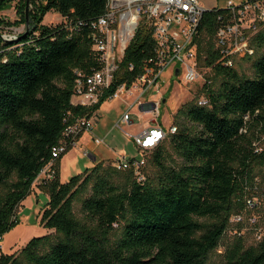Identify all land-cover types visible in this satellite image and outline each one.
<instances>
[{"label":"trees","instance_id":"obj_1","mask_svg":"<svg viewBox=\"0 0 264 264\" xmlns=\"http://www.w3.org/2000/svg\"><path fill=\"white\" fill-rule=\"evenodd\" d=\"M10 1H1L0 11ZM106 4L29 0L28 29L10 41L0 33V240L19 223L16 210L64 129L77 117L89 118L120 84L131 85L153 54L151 31L141 24L99 103H71L76 72L86 76L99 68L88 24ZM24 8L22 0L15 24L25 23ZM49 11L64 21L42 24ZM225 14L224 9L205 11L195 37L198 65L213 72L214 80H205L200 90L208 103L199 106L196 100L174 113L176 132L152 149L153 173L144 177L140 167L143 179L138 180L131 164L118 170L100 161L60 182L59 161L68 148L54 159L55 177L38 185L48 194L40 214L48 232L12 254L1 253L0 264H206L229 226L228 217L242 210L245 183L264 166V153L253 154L249 137L238 132L244 114L259 109L264 117V25L245 57L253 60L250 78L235 65L216 63L214 36L218 17ZM10 24L0 17V29ZM170 152L176 159L168 162ZM223 260L264 264V239L245 248L236 237L225 245Z\"/></svg>","mask_w":264,"mask_h":264},{"label":"built area","instance_id":"obj_2","mask_svg":"<svg viewBox=\"0 0 264 264\" xmlns=\"http://www.w3.org/2000/svg\"><path fill=\"white\" fill-rule=\"evenodd\" d=\"M212 9L217 10L215 7ZM223 9L226 14L218 17L221 24L214 36L215 47L219 53L216 63L231 67L235 63V58H245L252 53L251 40L264 25V0H227ZM207 10L209 9L202 5L200 0H107L104 13L88 24L91 50L99 68L86 76L76 72L71 103L84 107L99 103L109 88L128 44L142 24L151 31L154 39L153 54L143 61L141 73L132 84L129 86L120 84L108 99L135 96L137 103H141V99H148L150 103L155 104L149 112L153 117H157L162 93H159V100L150 99L149 93L157 91L159 79L166 70L175 74V70L178 69L181 82L185 85L202 79L197 63L195 37L203 13ZM60 21H64V18L61 17ZM17 35L1 34V38L10 41L15 40ZM178 62L180 67L176 68ZM196 103L199 106H206L208 101L205 96H199ZM153 111H156V115ZM121 123H130L128 111L123 113L115 126L120 127ZM92 129L93 122L88 117H77L68 125L59 143L51 148V160L40 169L34 182L40 185L52 180L56 175L54 159L68 148L74 147L78 138L83 133H91ZM176 130V125L169 126L167 130L153 126L133 136L132 139L138 150H150L166 135L174 134ZM238 132L249 137L253 154L264 153V117L259 109L253 114L246 113L242 116V125ZM92 140L96 144L102 143V139L98 137H93ZM87 155L84 151L83 156ZM130 164L136 170L138 180L143 179L139 168L143 166L144 159H135L132 163L119 160L113 166L121 170L128 168ZM260 217L264 220V166L256 170L245 183L242 210L231 215L228 222L229 225H238L245 220L248 224L254 225ZM259 232L260 229L256 236L261 241L264 235H260ZM236 235L240 236V232H236Z\"/></svg>","mask_w":264,"mask_h":264},{"label":"rangeland","instance_id":"obj_3","mask_svg":"<svg viewBox=\"0 0 264 264\" xmlns=\"http://www.w3.org/2000/svg\"><path fill=\"white\" fill-rule=\"evenodd\" d=\"M22 0H11L10 3L6 6L5 9L0 11V17L12 24L10 25H2L0 29L1 34L13 35L19 34L23 32L26 28L25 23L15 24L14 22L19 20V14L17 13V5ZM235 1V0H234ZM227 0H202V5L207 6V9L215 7L217 9L225 8ZM31 9L30 5L28 6V11ZM61 20V15L54 11H49L45 14L42 20V24L51 25L56 24ZM252 59L247 58H235V69L239 74H243L250 78L253 77V68H252ZM199 66V65H198ZM180 67V63L176 64V68ZM199 72L202 75V79L197 82H194L189 85H185L181 82L180 74L175 75L171 74L169 70H166L161 78L159 79V88L157 91H151L149 96H152V99L159 100V93H162V97L167 100V103H159L158 106V114H163L165 111H170L171 108L169 106L170 97L173 96V101H179V106L175 109L178 111L180 107L184 104L187 105L189 103L196 104L195 101L199 96H201L202 92L201 87L204 84V80H214L213 72L209 70V68L199 66ZM217 85V82L214 83L212 87ZM146 98V97H144ZM113 103L108 104L109 113L104 114L99 120V125L96 126V122L93 120L94 129L98 128V133L95 135L99 139H103L104 135H101L104 131H109L106 135V138L103 139L101 146L111 147L113 148L115 145L118 147H126V151H129L132 156L136 158L144 159V164L141 168V174L145 177L148 174H152L155 168L150 164V157L152 149L140 151L137 150L133 141L125 135V132L135 133L143 128L145 122L148 120V116L139 113L137 114V107H134L129 113L130 120L132 124L128 126L127 124L121 123L116 127V123L122 116L123 110L119 107V103L117 99H113ZM175 111V112H176ZM154 115H156V111H153ZM174 112V113H175ZM149 114L153 117L152 113ZM175 114H173L174 116ZM141 116V117H140ZM182 116L177 118V120H181ZM156 117V120H157ZM119 118V119H118ZM112 125L110 126V123ZM174 124V122L172 121ZM141 125L142 127H139ZM110 126V127H109ZM150 126H152L150 124ZM109 127V128H108ZM108 128V129H107ZM96 130V129H95ZM128 141V142H126ZM83 150L77 151L76 148H73L72 151H67L61 156V162L59 161V168L61 174V180L65 182L71 176L76 175L78 173H82L85 169L91 168L92 163L90 162L87 156H83ZM176 156L170 152L169 158H167L168 162L171 159H176ZM48 201V194L43 191L37 184L34 182L32 184L31 192L23 199L20 203L19 207L16 210V217L19 219V223L15 225L12 229L2 235L0 240V254H12L18 251L22 246H24L31 238L39 237L45 235L48 231L40 224V214L44 209L46 203ZM74 213L77 217H81L80 206L78 204L74 205ZM231 217V215H230ZM228 217V220L230 219ZM200 222H209L207 219L200 218ZM260 229V235H264V220L262 218H258L254 225L248 224L247 221L240 224H230L225 233L220 240L219 246L209 254L206 264H222L223 263V253L225 249V245L227 243H231L235 240L236 237H240L242 239L243 246L245 248L249 247H257L258 240L256 236V232ZM236 232H240V236L236 235Z\"/></svg>","mask_w":264,"mask_h":264},{"label":"crops","instance_id":"obj_4","mask_svg":"<svg viewBox=\"0 0 264 264\" xmlns=\"http://www.w3.org/2000/svg\"><path fill=\"white\" fill-rule=\"evenodd\" d=\"M200 1H202V0H200ZM213 2L215 3V0H213ZM205 7H207V6H205ZM212 8H214V7H212ZM212 8H210V9H212ZM172 98H173V96L170 97L171 103H169L171 110L165 111L163 114H159V116L157 117V120H156V117H152L149 114V111L151 109H153V106H154L153 103H150L151 102L150 100L141 99V103H137V102H135V96H133L131 98L121 97V98L117 99L118 103H119V107L123 110L122 115L126 111H128L130 113L134 107H137V109H138L137 114L142 113V114L149 117L148 120L145 122L144 127L139 128L140 130L138 132L129 133L126 131L125 135L127 136V138L129 137L133 141V139H132L133 136H135L138 133L142 132L143 130H145L149 127H153V126H159L163 129L167 130L168 127L172 125L173 114L176 111L175 109L180 104L179 101L178 102L176 100L173 101ZM150 99H152V96L150 97ZM113 102H114L113 99H107V100L103 101L100 104V106L98 107V109L96 111H94L92 113V115L89 117L92 120V122H93V120H94V122H96V124H97L96 126L99 125V122H100L99 119L101 117H103L104 114L109 113L110 109L107 106H108V104L113 103ZM161 103L166 104L167 100L162 97ZM112 123L113 122L110 123V126L112 125ZM131 124H132V121L130 120V123H128L127 125L130 126ZM150 124L152 126H150ZM94 127L95 126L93 124V129H92L91 133H83L78 138L76 145L74 147H72L71 149H69L68 152L72 151L73 148H76V150L78 152L82 151V150H83V152L86 151L88 154L87 157L89 158L90 162L92 163L91 166H93L95 163L100 162V161H103L105 163H110L113 165L116 162H118L119 160H127V159H138V160H140V159H142V158H136V157L132 156V154L129 151H126V147L120 148V147H118V145H115L113 148H111V147L101 146V143L100 144L94 143L92 138L97 137L95 135V133H98V130H97L98 128H95L96 129L95 130ZM139 127H142V126L139 125ZM108 132L104 131L103 133H101V135H104L102 137L103 139L106 138V135ZM103 139H102V141H103ZM126 142H128V141H126ZM133 143H134V141H133ZM134 145H135V143H134ZM60 162H61V159H60ZM58 171H59V173H58L59 174V181L64 182L61 180V177H60L61 176L60 168L58 169Z\"/></svg>","mask_w":264,"mask_h":264},{"label":"water","instance_id":"obj_5","mask_svg":"<svg viewBox=\"0 0 264 264\" xmlns=\"http://www.w3.org/2000/svg\"><path fill=\"white\" fill-rule=\"evenodd\" d=\"M1 1H4V0H0ZM28 6H29V0H25V8H24V11H25V26H26V29H28V26H29V21H28ZM178 74V69L175 70V75ZM153 105H155L153 103Z\"/></svg>","mask_w":264,"mask_h":264},{"label":"bare ground","instance_id":"obj_6","mask_svg":"<svg viewBox=\"0 0 264 264\" xmlns=\"http://www.w3.org/2000/svg\"><path fill=\"white\" fill-rule=\"evenodd\" d=\"M173 125V124H172ZM169 128V127H168Z\"/></svg>","mask_w":264,"mask_h":264}]
</instances>
